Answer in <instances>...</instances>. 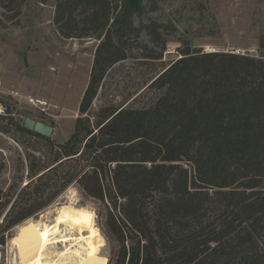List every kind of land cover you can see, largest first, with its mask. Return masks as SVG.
I'll use <instances>...</instances> for the list:
<instances>
[{"label":"trees","instance_id":"1","mask_svg":"<svg viewBox=\"0 0 264 264\" xmlns=\"http://www.w3.org/2000/svg\"><path fill=\"white\" fill-rule=\"evenodd\" d=\"M26 2L0 0L3 15L16 20ZM156 8V0H56L63 38L101 42L67 142L12 119L26 149L25 185L0 188V248L76 184L112 208L121 248L108 264H264V35L259 57L184 49L151 84L160 92L151 106L111 104L89 116L143 33L161 48H146L145 58L162 59L170 27L146 21ZM5 168L0 160V175Z\"/></svg>","mask_w":264,"mask_h":264},{"label":"rangeland","instance_id":"2","mask_svg":"<svg viewBox=\"0 0 264 264\" xmlns=\"http://www.w3.org/2000/svg\"><path fill=\"white\" fill-rule=\"evenodd\" d=\"M156 4V11L146 21L155 20L170 27L164 31L167 46L162 59L145 58L146 48L155 53H160L161 48L143 33L133 43L129 57L116 64L104 81L89 112L93 122L95 114L107 105L151 106L160 94L151 84L181 58L184 49L261 55L264 0H156ZM55 9L56 0H48L46 4L27 0L20 17L9 21L0 6V124H8L11 129L7 134L0 132V160L6 163L0 175V188L6 192L12 185L25 183L19 179L23 176L20 161L25 160L26 149L12 119L22 124L29 117L47 124L54 128L49 138L64 144L82 116L80 105L101 41L63 38L54 23ZM73 199L80 211H87L89 226L99 231L100 240L105 243L102 256L108 264L121 248L108 224L112 209L108 202L88 197L74 184L32 219L41 220L45 214L67 210ZM18 231L19 226L10 232L6 246L0 248V264H21L14 243Z\"/></svg>","mask_w":264,"mask_h":264},{"label":"bare ground","instance_id":"3","mask_svg":"<svg viewBox=\"0 0 264 264\" xmlns=\"http://www.w3.org/2000/svg\"><path fill=\"white\" fill-rule=\"evenodd\" d=\"M76 202L71 200L67 210H55L41 220L29 219L19 225L14 243L21 264H105V243L99 231L89 226L87 211H80ZM1 258L0 252V263Z\"/></svg>","mask_w":264,"mask_h":264},{"label":"water","instance_id":"4","mask_svg":"<svg viewBox=\"0 0 264 264\" xmlns=\"http://www.w3.org/2000/svg\"><path fill=\"white\" fill-rule=\"evenodd\" d=\"M22 125L26 129L32 130L46 137H50L54 131L53 127L29 117L22 120Z\"/></svg>","mask_w":264,"mask_h":264},{"label":"built area","instance_id":"5","mask_svg":"<svg viewBox=\"0 0 264 264\" xmlns=\"http://www.w3.org/2000/svg\"><path fill=\"white\" fill-rule=\"evenodd\" d=\"M34 105H35V104H34ZM35 106H37V105H35ZM42 111H43V112H46L45 109H42Z\"/></svg>","mask_w":264,"mask_h":264}]
</instances>
